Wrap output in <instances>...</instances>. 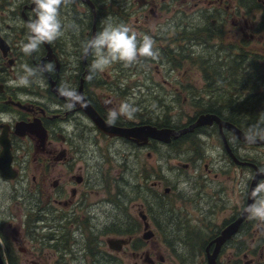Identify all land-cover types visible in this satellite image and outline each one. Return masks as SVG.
I'll return each instance as SVG.
<instances>
[{
  "label": "flooded vegetation",
  "instance_id": "obj_1",
  "mask_svg": "<svg viewBox=\"0 0 264 264\" xmlns=\"http://www.w3.org/2000/svg\"><path fill=\"white\" fill-rule=\"evenodd\" d=\"M34 7L33 0H0V155L8 143L12 170L0 173L4 263L264 264V224L247 216L215 242L246 207L255 173L247 164L264 171L263 162L239 154L238 144L264 146L246 145L215 122L168 142L102 130L178 132L205 114L245 135L264 128V110L255 103L264 98V0H69L59 9L62 34L25 54ZM107 24L126 25L138 39L150 36L156 58L93 72L96 57L91 49L84 54V45ZM202 51L212 57L206 65L226 69L218 78L228 79L227 92L205 96L200 74L192 77L201 86L188 83V52L203 57ZM48 64L51 70H44ZM25 66L35 74L21 86ZM62 88L79 101L69 107ZM215 96L237 100L249 117L188 106ZM124 103L136 109L132 118L118 115L108 124L109 112ZM216 148L222 156L214 158ZM213 163L219 173L209 182ZM192 168L193 174L178 175ZM235 168L244 180L238 202Z\"/></svg>",
  "mask_w": 264,
  "mask_h": 264
},
{
  "label": "clouds",
  "instance_id": "obj_2",
  "mask_svg": "<svg viewBox=\"0 0 264 264\" xmlns=\"http://www.w3.org/2000/svg\"><path fill=\"white\" fill-rule=\"evenodd\" d=\"M69 0H33L35 7L32 9L34 19H30L26 28L27 43L22 42L21 50L25 54H30L37 51L42 43H51L56 40L61 33V22L59 19V9L61 5L67 4ZM89 49L92 50L96 59L91 65V70H103L114 62H123L125 66L135 63L142 57L156 58L157 52L154 50V41L144 35L142 39H138L137 33L126 25L107 24L102 31L96 34L92 39L84 45V54H87ZM52 65L48 64L44 70H51ZM26 75L18 81L19 85L27 86L29 77L35 74V70L25 66ZM91 76L86 79H91ZM17 83V82H13ZM60 95L66 97L72 106L71 102L79 101L74 90L60 89ZM136 111L129 104H121L118 110H111L107 123L112 125L118 115H124L131 119L132 114ZM259 138L264 140V128L250 130L245 135V139L255 142ZM254 203L243 209L247 214V218L255 220L260 224H264V182L257 185V188L252 191ZM3 241L0 240V244Z\"/></svg>",
  "mask_w": 264,
  "mask_h": 264
},
{
  "label": "water",
  "instance_id": "obj_3",
  "mask_svg": "<svg viewBox=\"0 0 264 264\" xmlns=\"http://www.w3.org/2000/svg\"><path fill=\"white\" fill-rule=\"evenodd\" d=\"M214 122L218 125L220 131L224 128L225 130L232 132L234 134V136L239 141H241L242 143H244L246 145L264 146V140L256 138L255 142L248 141L245 139V134L241 130H239L237 127H235L234 125H232L228 122H224L220 118H218L217 116L211 115V114H205V115L199 116L198 119L196 120V122L192 126L186 128L184 130L178 131V132L173 131V130L157 131L156 129L151 128V127H142V128H137V129H133V130L129 131V130H124V129L111 128V127L106 126V125L102 126V130L111 136L115 135V136H119V137H123V138H127V139H129L133 136L137 139L142 138L144 140H147L148 138H153V139L160 140L163 142H168L169 138L171 136L173 138H177L179 135H182L186 132H189L196 127L212 125ZM223 139L225 140L224 137H223ZM225 147L228 150L227 143H225ZM229 153H230V151H229ZM230 155H231L232 159L236 163H238L236 158H234V156L231 153H230ZM10 161H11V157H10V152H9V146L7 143L6 145L3 146V149H2V152L0 155V173L2 175L7 176L12 172L11 167H10ZM247 165L252 166L255 170V173H254V176H253L251 183H250V186H249L246 207L253 204L254 200L252 198V191L254 189H256L258 181L261 179H264V171H260L254 164L248 163ZM246 216H247V214L242 212L241 216L236 221V223L232 224L230 227H228L227 229H225L223 231V233L220 236V238L218 239V241H215L217 243V246H219L225 239L229 238L233 234V232L236 230L239 223ZM208 262H209V264H213V259L209 258ZM0 264H5L1 255H0Z\"/></svg>",
  "mask_w": 264,
  "mask_h": 264
},
{
  "label": "trees",
  "instance_id": "obj_4",
  "mask_svg": "<svg viewBox=\"0 0 264 264\" xmlns=\"http://www.w3.org/2000/svg\"><path fill=\"white\" fill-rule=\"evenodd\" d=\"M212 57L209 56H204V57H199V56H193L192 53L188 52L187 55V68H188V73H187V81L188 83H191V78L192 77V71L195 70L196 72H198L201 75V79L204 83L203 87L204 88V92H205V96H208L209 93H217V92H222L225 91L227 92L229 90V86H228V79L227 78H218L221 76L222 73H224V75H227L228 73L226 72V69H224L225 71H222L219 69V72H217L215 69L209 67L207 64L206 65V59H210ZM192 70V71H190ZM218 80V81H217ZM217 81V84H216ZM240 85L242 86V81L240 83ZM239 82L238 84L235 86L237 89L239 88ZM190 91V90H188ZM236 91H244V89H240V90H236ZM209 97V96H208ZM237 100L236 102L230 100L229 98H225V97H217L215 96L213 99H208V100H199V101H194L191 100L190 101V105L193 108H198L199 110H204V111H212L215 112L219 117L225 118L227 116V118H230V116L226 115V113H230L232 114V118L234 117V119H239V118H246L249 117L247 114L245 115L244 112H242V107L243 105H237ZM256 103V107L257 108H261L262 110H264V98H260L258 100L255 101ZM241 109V110H238ZM238 110V111H237ZM252 117L257 118L256 115H252ZM230 120V119H228ZM248 131V129H246Z\"/></svg>",
  "mask_w": 264,
  "mask_h": 264
},
{
  "label": "rangeland",
  "instance_id": "obj_5",
  "mask_svg": "<svg viewBox=\"0 0 264 264\" xmlns=\"http://www.w3.org/2000/svg\"><path fill=\"white\" fill-rule=\"evenodd\" d=\"M202 56L204 57V56H211V54H210V51L209 52H207V51H202ZM190 71H192V70H190ZM195 74H198L199 75V73L198 72H196L195 70H193L192 71V76H194ZM191 78V83H196L197 85H199V84H201V80L199 79V78H197L198 80H193V79H195V77H190ZM199 86H201V85H199ZM201 92V91H200ZM199 92V93H200ZM188 106H190L191 107V105H190V103H188ZM187 106V108H189ZM189 111V110H188ZM189 112H192V111H189ZM211 144L212 145H214V146H217V141L215 140V139H213L212 140V142H211ZM238 145H240V147L238 148V152H239V154L240 155H247V154H250V157L251 158H253V159H255V160H257V162L259 161V162H263L264 163V148H256V149H252V148H245V147H243V145L242 144H238ZM212 149H215V147L214 148H212ZM171 156H173V155H171ZM212 156L214 157V158H217V157H219V156H222V152H221V150L219 149V148H216V150L215 151H213L212 152ZM262 157V158H261ZM184 160H185V158H183ZM184 160H182V162L183 163H185V161ZM227 161H225V163H226ZM214 165H213V169H212V172H211V175L210 176H208V181L210 182L211 180H213L212 178H213V174L215 173V174H218L219 173V170H218V168H217V166L215 165L216 163H213ZM194 171H195V169H189V170H187V173H184V174H178V175H180V176H186V175H191V174H193L194 173ZM198 171H200V172H202L203 174H206V172L202 169V167L200 166V168H199V170ZM238 173H239V170L237 169V168H235L234 169V185H235V192H236V195H235V201L236 202H238V195H239V192L238 191H241V190H243L244 189V180H240V179H238ZM186 174V175H185ZM219 179H221V180H225V175H223V176H219ZM169 180H171V183L173 184L175 181H178V180H175V178L172 176H169ZM179 187H182V188H184L185 189V187H186V184L184 183L183 185H179Z\"/></svg>",
  "mask_w": 264,
  "mask_h": 264
}]
</instances>
